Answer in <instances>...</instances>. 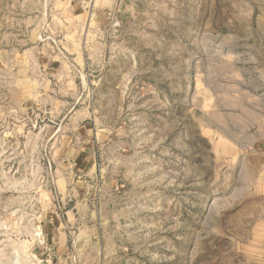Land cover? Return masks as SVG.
<instances>
[{
    "label": "rangeland",
    "instance_id": "374dc122",
    "mask_svg": "<svg viewBox=\"0 0 264 264\" xmlns=\"http://www.w3.org/2000/svg\"><path fill=\"white\" fill-rule=\"evenodd\" d=\"M262 140L264 0H0V264H264Z\"/></svg>",
    "mask_w": 264,
    "mask_h": 264
},
{
    "label": "crops",
    "instance_id": "0c3cea01",
    "mask_svg": "<svg viewBox=\"0 0 264 264\" xmlns=\"http://www.w3.org/2000/svg\"><path fill=\"white\" fill-rule=\"evenodd\" d=\"M257 142L255 141V145ZM262 148L241 156L244 161L238 163L240 185L238 189L242 190L240 195H246L252 200L245 211L241 210V222L247 226L248 223L254 225L256 217L264 213V147ZM261 224L264 225V220L258 221L256 226L259 227Z\"/></svg>",
    "mask_w": 264,
    "mask_h": 264
}]
</instances>
